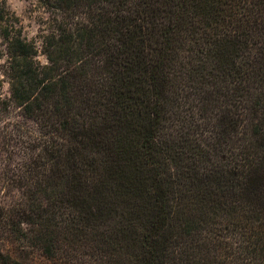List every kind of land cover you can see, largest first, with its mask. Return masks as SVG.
<instances>
[{"label": "trees", "instance_id": "obj_1", "mask_svg": "<svg viewBox=\"0 0 264 264\" xmlns=\"http://www.w3.org/2000/svg\"><path fill=\"white\" fill-rule=\"evenodd\" d=\"M37 1L45 64L0 4L38 126L0 264H264V0Z\"/></svg>", "mask_w": 264, "mask_h": 264}, {"label": "rangeland", "instance_id": "obj_2", "mask_svg": "<svg viewBox=\"0 0 264 264\" xmlns=\"http://www.w3.org/2000/svg\"><path fill=\"white\" fill-rule=\"evenodd\" d=\"M0 4L6 5L18 19V27L22 31L23 37L33 41L38 48L37 59L45 64L47 57L42 53V32L44 22L49 14L40 6L37 0H0ZM6 48L0 37V97L10 98V86L7 78L2 72V66L7 61ZM10 103V101H9ZM37 124L22 115L17 107L0 106V206L9 208L21 200L22 194L16 178L18 170L16 165L25 160L29 150V144L25 142L27 135L33 130H37ZM3 247L11 248L12 245L6 243ZM76 260V259H73ZM24 264H66L60 257L48 258L34 249H26L22 255Z\"/></svg>", "mask_w": 264, "mask_h": 264}]
</instances>
